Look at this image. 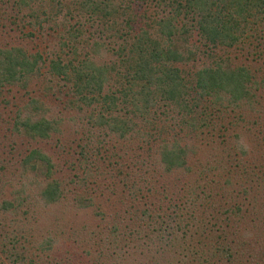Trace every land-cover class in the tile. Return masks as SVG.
I'll use <instances>...</instances> for the list:
<instances>
[{"label": "trees", "instance_id": "obj_1", "mask_svg": "<svg viewBox=\"0 0 264 264\" xmlns=\"http://www.w3.org/2000/svg\"><path fill=\"white\" fill-rule=\"evenodd\" d=\"M135 5H144L143 11ZM11 6L13 15L23 19V26L42 28L47 22L61 26L57 49L46 58L43 73L67 83L68 104L82 111L77 155L70 164L80 169V174L76 170L70 178L72 196L80 207L90 205L91 199L75 186L82 187L87 177L96 176L105 134L121 139L131 130L139 133L144 125L156 126L154 154L162 171L190 172L187 144L170 133L171 126H208L220 107L237 108L255 100L256 90H264V62L258 61L264 57V0H12ZM83 22L98 23L97 33L103 35L107 45L96 40L99 34L88 43L91 32L84 31ZM192 35L201 47L189 44ZM85 45L95 51L104 46L111 57L94 59L83 50ZM230 51L241 58L235 55L231 60ZM197 56L201 64H197ZM41 61L44 58L38 50L1 47L0 83L24 84L29 75L39 71ZM253 62L260 64L254 66ZM12 128L29 138H47L59 132L58 119L46 116L42 104L34 98L16 112ZM22 162L24 170L38 168L42 173L43 180L36 189L41 203L65 196L68 185L53 175V162L47 154L32 147ZM227 166H214L224 172L212 170V177L207 173L200 182L186 184L183 200L174 210L143 207L118 220H126V228L122 225L121 230L112 222L109 232H114V237L119 235L114 238L116 248L120 249L123 242L133 248L138 253L134 264H150L157 259L162 264H231L246 248L240 241L233 242L230 235L226 238V232L217 231L230 226L231 216L240 213V206L223 208L230 212L212 222L197 215L188 222L182 212L185 208L187 215H192L199 209L197 198L207 201L216 194L214 190L223 195V183L232 175ZM114 170L120 175L121 185L129 186V172L119 167ZM26 198L27 194L17 193L14 200L2 199L0 206L15 211ZM22 231L25 229L0 233V264H86L81 258L73 263L65 258L51 259L54 238L39 239ZM132 232L134 235L129 236ZM129 239H137L136 246ZM105 249L94 253L92 264H106ZM125 256H118L117 264H125Z\"/></svg>", "mask_w": 264, "mask_h": 264}, {"label": "rangeland", "instance_id": "obj_2", "mask_svg": "<svg viewBox=\"0 0 264 264\" xmlns=\"http://www.w3.org/2000/svg\"><path fill=\"white\" fill-rule=\"evenodd\" d=\"M11 4L12 0H0V48L19 46L26 52L38 50L44 61L40 62L39 71L29 75L24 84L0 83V201L14 200L17 193L27 194V198L15 207V211L0 206V233L8 232V235L14 231L20 232L22 228L25 229L22 232H26V236L34 235L39 239L50 236L54 238V243L49 256L56 261L65 258L73 263L81 258L84 263L92 264L90 258L94 253L106 248V264H117L118 256L123 257L124 254L125 264H134L138 253L127 247L125 242L118 244L120 249L116 248L114 238L117 239L119 235L115 234L114 237V232H109L112 222L118 223L120 227L116 225L121 230L126 220L120 223L118 220L130 217L131 212H138L143 207L174 210L183 200L186 184L200 182V178L207 173L210 175L212 170L213 173H222L224 169L213 167L229 164L230 167H227L232 175L227 183H223V195L219 196L214 190L216 194L213 193L207 201L205 198H197L200 200L197 207L199 209H195L192 215H187L183 208L182 215L188 218V222L195 215L205 216L212 222L214 218L221 220V217L230 212L223 208L238 204L240 213L230 214V226H224L217 232H226V238L230 235L233 242L240 241L242 248H246L231 264H264V90H256L255 100L242 103L237 108L220 107L215 120L208 126L194 129L189 126L179 128L177 124L171 126L174 132L170 133L187 144V159L192 166L190 172L162 171L154 154L156 126L144 125L139 133L131 130L129 136L121 139L115 138L111 133L110 136L109 133L105 134V142L102 151L100 150L102 157H98L96 164V176L87 177L82 187L75 186L79 193L84 192L91 199L90 205L80 207L76 205L70 190L73 186L70 178H73L76 170L80 174V169L70 164L77 155L76 144L82 130V111L68 104L67 83L43 73L46 58L57 49V35L61 26L57 21L55 23L58 25L47 22L42 28L29 24L23 26V19L13 15ZM136 8L143 11L144 5ZM83 25L86 33L91 32L88 43L99 34L96 40L107 45L103 35L97 33L98 23L83 22ZM27 31L31 34H27ZM188 42L191 46L201 47L195 35ZM83 50H88L90 56L97 60L111 57L104 46L95 51L85 45ZM217 52L224 55L221 49H217ZM235 55L237 57L238 54L230 51L231 60H235ZM199 58L201 57H198L197 64H201ZM238 58L241 56L236 59ZM258 61L264 62V57ZM255 62L254 66L260 64ZM30 98L42 104L46 116L58 119L59 132H53L47 138H29L12 128L16 112ZM241 137L248 145L247 151L238 150L237 141ZM32 147L39 148L50 157L53 175L68 185L65 196L55 202L43 204L37 199V183L43 180L41 171L38 168L24 170L22 157ZM233 155L235 157L231 158ZM236 160L237 165L234 166ZM118 167L122 172H129L126 178L129 190V186L124 188L119 182L120 175L115 174L114 169ZM251 172L254 174H250ZM209 175L208 178L211 176ZM222 175L223 180L225 174ZM242 188L245 190L241 191ZM24 209L27 211L24 212ZM192 224L187 225L190 227ZM235 227L237 230L233 232ZM131 235H134L133 232L129 234ZM129 240L136 246L137 239ZM158 256L160 255L156 258ZM150 264L162 263L157 259Z\"/></svg>", "mask_w": 264, "mask_h": 264}, {"label": "clouds", "instance_id": "obj_3", "mask_svg": "<svg viewBox=\"0 0 264 264\" xmlns=\"http://www.w3.org/2000/svg\"><path fill=\"white\" fill-rule=\"evenodd\" d=\"M238 150H248V145L244 142L243 137L240 138V140L237 141Z\"/></svg>", "mask_w": 264, "mask_h": 264}]
</instances>
